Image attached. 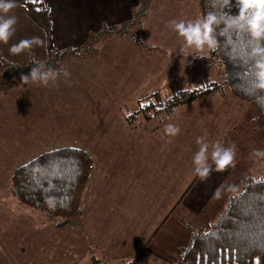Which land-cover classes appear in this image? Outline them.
I'll return each mask as SVG.
<instances>
[{"label":"crops","instance_id":"0c3cea01","mask_svg":"<svg viewBox=\"0 0 264 264\" xmlns=\"http://www.w3.org/2000/svg\"><path fill=\"white\" fill-rule=\"evenodd\" d=\"M44 1L52 15L53 44L60 50L81 47L90 35L100 33L106 26L130 22L141 3L140 0ZM193 9L196 16L191 15ZM11 14L26 22L30 38L41 35V29L32 23L18 0ZM197 17L202 18L200 0H154L143 26L136 27L134 33L159 52L150 54L130 38L114 37L99 55L90 53L86 58L68 62L65 69L71 73L70 77H61L47 87L29 83L26 89H16L7 98H0V188L5 185L8 173L11 182L17 168L30 162L25 161L26 156L40 148L41 141H28L36 136L33 128L40 127L41 110L45 112L49 102L50 111L64 108L58 114H70V119L76 120L85 112L94 93L105 95L110 90L109 100L119 106L112 118L122 120L123 131L127 128L131 133L123 136L104 125L102 132L108 129L111 139H97L91 147L78 142L49 150L85 151L96 166L83 195V217L74 227L57 230L50 226L40 231L33 215L8 210L0 192V228L6 248L0 250L3 261L9 263L12 254L19 258L17 243L30 241L34 250L44 246L49 249L53 257L45 262L48 264L52 259V262L60 259V264H82L90 247L113 262L134 260L146 249L172 262L173 256H181L182 250L190 245L191 230L213 219L236 190L241 177L256 164L252 150L264 149V129L257 112L213 93L185 106L153 133L146 128L132 129L118 112L120 107L136 111L140 100L168 84L175 83L181 90H188L195 83L197 72L190 58L200 52L190 49L182 53L183 41L172 31L169 21ZM16 38L17 33L13 40ZM45 47L47 50L46 44ZM184 80L188 82L183 83ZM97 101L93 97L90 103ZM50 115L45 118H55L56 114ZM170 123L180 128L174 137L164 132L165 125ZM243 123H247L246 136L255 141L250 146L235 136ZM205 132L210 143L219 141L225 147L235 143L237 153L234 167L213 170L201 178L194 172L192 158L199 150L196 139ZM103 133L100 132L101 136ZM259 135L263 137L261 142L257 140ZM211 151L210 148L209 157ZM171 220L176 222V236L172 238L168 235Z\"/></svg>","mask_w":264,"mask_h":264},{"label":"trees","instance_id":"16d2710c","mask_svg":"<svg viewBox=\"0 0 264 264\" xmlns=\"http://www.w3.org/2000/svg\"><path fill=\"white\" fill-rule=\"evenodd\" d=\"M153 1L142 0L130 22L105 27L100 33L90 35L81 47L62 50L53 44V20L48 4L44 0H18V3L26 8L32 23L46 35L47 60L44 63L65 69V65L74 59L86 58L90 53L99 55L102 47L114 37L130 38L150 54L159 52L134 33L136 27L143 26ZM200 11L202 17L211 13L222 18L215 29L218 47L190 59L195 65L215 70L217 74L212 79L204 73L205 79L200 78V83L188 90L170 86L167 92H157L140 101L136 113L124 114L132 129L158 131L185 106L213 93H219L236 106L254 109L260 127L264 129V90L253 86V60L249 55L257 42L247 32L231 30L227 35H221L223 20L239 13L238 0L228 3L225 0H200ZM33 61L18 65L3 58L0 60L3 66L0 95L26 89L32 83L30 80L25 83L21 77L30 73ZM261 165L264 163L257 161L251 171L241 177L236 190L226 198L209 223L191 230L190 245L182 250L181 256H176L177 264H255L257 258L264 264V172H256ZM95 167L90 154L79 149L62 148L43 153L15 171L7 194L17 204L46 214L50 223L58 227L75 226L83 217L82 199ZM49 198H55V210L46 203ZM149 257L171 264L170 260L149 249L134 260L119 262L109 260L91 247L88 250V264H129V261L147 264Z\"/></svg>","mask_w":264,"mask_h":264},{"label":"rangeland","instance_id":"374dc122","mask_svg":"<svg viewBox=\"0 0 264 264\" xmlns=\"http://www.w3.org/2000/svg\"><path fill=\"white\" fill-rule=\"evenodd\" d=\"M140 2H141V0H140ZM22 7H24V6H22ZM191 12H192L191 15H193V16L197 15L196 10L193 9V10H191ZM10 15H13V14L10 13ZM17 18H18V23L16 25V32L15 33H17L18 39L16 38L15 40H13V38L15 36V34H14V36L6 44L0 43V55H1L0 57H2L5 60H8L12 63L18 64V65H26V64H28V62L31 59H33L36 62L46 61L47 60V50L45 47L46 37H45V33H43V31H41V30H39V32L41 33V35H39V37L44 41V44L42 46H38V47L33 46L31 49L26 50L24 52H21L20 54H17V55L10 54L9 49L13 45L18 44L22 40L30 39V37H31L30 31H28L26 29V22L24 20H22L20 17H17ZM106 27H109V26H106ZM29 35H30V37H29ZM34 36H36V35H34ZM116 38H118V37H116ZM121 40H124V39H121ZM140 48H142V47H140ZM206 52H208V51L206 50L205 52H200L198 54H205ZM191 57H193V56H191ZM2 58H0V60ZM191 62L193 63L192 60H191ZM193 65H194V68L197 72V74L195 75V79H197V80L195 81V83H193L190 86V88H193L194 86H196V84L200 83V81H201L200 78H202V80L205 79L204 73H208L212 79L217 74V72L215 70H212L210 68H205V66H202L201 64H200L201 65L200 67L198 65H195L194 63H193ZM1 71H3V66L0 62V74H1ZM182 82L186 83L188 81L184 80ZM28 86H29V84H28ZM170 86H172L173 88H176V89H180L177 84L172 83V84H168V85L164 86L159 92H161V91L167 92V90H168V88H170ZM183 86H186V85L183 84ZM108 91H109L108 93L105 92V95L101 94L99 92L94 93L96 95H93V97L95 99L99 100V101H97L98 103H90L91 100L93 99V97H92L90 99V102L88 103V106L86 107L87 109L85 110V112L82 113L81 115H79L80 117L78 116L79 118L76 120H74V117H73V119H70V114H62V113L58 114L61 111L64 112L65 111L64 108L57 107V109H55L54 111L53 110L50 111L48 108L52 107V105H51V102H49V104L46 107V111L44 112L43 110H41V114H40L41 118L40 119H42V120L40 121V127L33 128L34 132L37 133L36 136L34 137V139L33 138H29L30 140L28 139L29 140L28 142H30V143H33L35 141H39V142L41 141V146L39 149L33 150L31 153H29V155L26 156L27 158H25V161L30 160V162H31L32 160H34L40 156L39 155L40 152H43L46 150L49 151V150H52L55 148L66 147L67 145H72V144L78 143V142H81L78 145H82V146L86 145L87 147H89L90 144L96 145L97 139H102V138L111 139L112 136H110L109 131H107L108 129L105 131V133L102 132V130L105 129L104 125L111 126L112 130H115L114 132H117V130H118L120 132V134L123 136L131 134V133H129L127 128H126V131H123L122 126H124V123L122 120H118V121H116L115 119L113 120L112 116H114V114L117 112V108L119 106L112 103L113 100H111V101L109 100L111 98L110 95L112 93L110 92V90H108ZM9 94L10 93H8L7 95H0V98H7L9 96ZM154 94H152V95H154ZM107 95H109V97ZM150 96L148 95V97H150ZM142 100H140V101H142ZM108 103H110L111 105H108ZM139 104L140 103H138V109L140 106ZM40 105L43 106L42 103ZM138 109L136 111H130L126 107H120V109H118V112L123 117L124 121L128 124V120L125 119L124 114H126V116H128L127 113H131V114L136 113L138 111ZM47 110H49V112H47ZM51 113L53 114V116L56 114L55 118H49L47 120L45 117L51 116L50 115ZM246 127H247V123H243L240 127L239 133L235 136L241 137L242 140L246 143V145L250 146V145H252L253 142L255 143V141L252 142L249 139V137L246 136V133H247ZM141 129H143V128H141ZM100 132L103 133L104 135L101 136ZM44 136H46V139H44ZM118 137L119 136H116V138H118ZM257 140L259 142H261L263 140V137L261 135H259ZM82 142H85V143H82ZM43 144H44V147H43ZM90 147H91V145H90ZM254 149H256V147ZM56 150H59V149H56ZM56 150H53V151H56ZM49 152H52V151H49ZM10 169L12 170L13 167H11ZM256 172L263 173L264 172V166L261 165L259 168L256 169ZM9 175H10V173H8V175H7V181H8ZM7 181L3 182V184H5V185L2 188H0V192L3 193L2 194V202L6 205V208L8 210H10L11 212H13L14 210L18 211V212H16V214L25 213V214H28L30 216L33 215L34 220L37 221L36 222V228L40 231L45 230L46 227L49 228L50 226L54 227V229H57V230H62L64 228H67L68 226L74 227V226H70V225L58 227L55 223H52V222L50 223L51 220L46 214L41 213L37 210L29 209L25 206L17 204L16 201L13 200L12 198H10V196H8V194H7V190L9 189V186L11 184L10 181H8V182ZM47 222H49L50 224L48 223V225H46ZM0 225L2 226L1 223H0ZM175 226H176L175 220H171L169 223V226H168V235L171 238L176 236L175 229H174ZM3 236H4V233L2 232V230L0 228V250L5 251L6 248L3 245V244H5L4 240L2 239ZM12 245H14V243ZM17 245H20L17 249V254H19V258H17V256L13 257V254H12L11 255L12 256L11 261L9 263H6L5 260L3 261L4 256H2V254L0 253V264H48L45 262L47 260H50L53 257V255H51L49 253V249L46 246H44L43 248L40 247V249L34 250V246L30 241H25L24 243H21V241H19V243H17ZM50 246H52V245H50ZM173 258L174 259L172 260L171 264H177V259H176L177 257L173 256ZM148 259H149V261L147 262V264H170V263H163L162 261H154L151 257H149ZM52 260H51V264H60V259L59 260L54 259L55 260L54 262H52ZM83 261H84L83 264L89 263L88 255H86L84 257ZM257 262H259V264H261V262H262L261 258H257L255 264H257Z\"/></svg>","mask_w":264,"mask_h":264},{"label":"clouds","instance_id":"9594fccd","mask_svg":"<svg viewBox=\"0 0 264 264\" xmlns=\"http://www.w3.org/2000/svg\"><path fill=\"white\" fill-rule=\"evenodd\" d=\"M225 2L228 3L230 0H225ZM238 3L239 13L223 20L224 28L221 35H227L231 30L247 32L252 40L257 42V46L252 47L249 53L253 60L251 65L253 86L256 89L264 90V0H238ZM16 7L17 0H0V43L6 44L16 32L18 18L15 15H10ZM221 20L222 18L209 13L194 20L173 19L169 21V26L183 41L180 49L182 53L190 49L197 52L214 51L218 47L215 29L220 25ZM228 42L231 43V40L229 39ZM43 44L44 41L40 37L34 36L13 45L9 52L12 55H17L33 46L38 47ZM70 75L71 73L66 69L50 67L44 62L33 61L30 73L22 75L21 79L25 83L30 80L32 83L47 87L50 82L54 84L59 78H68ZM164 132L168 136L174 137L180 133V128L178 125L170 123L165 125ZM196 143L199 150L194 154L192 162L194 172L199 177L206 178L213 170L222 171L228 166H235L237 153L235 143L229 147H225L219 141L210 143L206 132L197 137ZM210 148L212 151L209 157ZM251 156L264 163V149H253ZM46 203L50 209L55 210V198H49Z\"/></svg>","mask_w":264,"mask_h":264},{"label":"snow or ice","instance_id":"6c2138e0","mask_svg":"<svg viewBox=\"0 0 264 264\" xmlns=\"http://www.w3.org/2000/svg\"><path fill=\"white\" fill-rule=\"evenodd\" d=\"M257 264H259V262H257Z\"/></svg>","mask_w":264,"mask_h":264}]
</instances>
